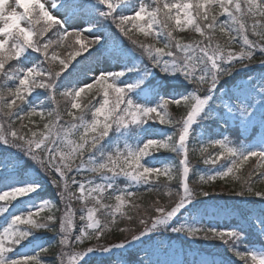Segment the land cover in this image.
<instances>
[{
    "label": "snow or ice",
    "instance_id": "1",
    "mask_svg": "<svg viewBox=\"0 0 264 264\" xmlns=\"http://www.w3.org/2000/svg\"><path fill=\"white\" fill-rule=\"evenodd\" d=\"M76 18L86 26L70 31ZM66 43L75 51L61 59ZM90 47L89 56L112 66L68 82L70 60ZM253 63L264 67V0H0V264H49L50 249L52 264H128L126 252L147 255L144 246L163 244L166 234L220 241L240 264H264V190L251 179L264 182V171L238 175L250 158L264 162V131L255 142L226 134L234 126L264 130V72L253 75ZM161 151L178 163L157 166ZM197 151L208 173L190 183ZM218 180L229 196L245 205L258 197L260 206L237 223L206 225V216L229 211L210 204L224 194L214 191ZM161 188L168 202L139 211L140 190ZM251 229L259 248L245 243Z\"/></svg>",
    "mask_w": 264,
    "mask_h": 264
},
{
    "label": "trees",
    "instance_id": "2",
    "mask_svg": "<svg viewBox=\"0 0 264 264\" xmlns=\"http://www.w3.org/2000/svg\"><path fill=\"white\" fill-rule=\"evenodd\" d=\"M74 29H71L70 31H73ZM252 38V37H250ZM223 42V41H221ZM238 47V46H235ZM60 53V58L64 59L65 57H71L72 53L75 51V49L70 50L68 46L65 44L64 47L58 49ZM95 49L91 48L88 52H83L81 55L76 56L74 60H70L68 69L63 73V77H67L68 82L75 81L77 78L84 79V73L88 71L89 68L95 69L97 64L102 61L103 59L98 60V57L100 54H96L94 56H89V52H94ZM85 57H88V59H85ZM75 69V70H74ZM261 72H264V67H262L259 63H253L252 64V74L253 75H259ZM71 73V75H69ZM240 77H237L239 79ZM42 91V90H38ZM173 91H179L176 89H173ZM58 99H61L59 96ZM82 104L87 102V97L82 94ZM61 111H63V101L61 100ZM170 110L173 112L174 115L180 116L183 114L182 109H177L175 106H170ZM18 126V125H17ZM215 125H213V128ZM157 128L161 131H171L169 126L164 125H157ZM264 130L259 129V126L256 127H249L248 129H244L242 127L234 126L232 129L228 130L226 132L227 135H229L234 141H240L245 140L246 142H255L258 138L261 132ZM151 138H158V137H151ZM191 147V145H190ZM210 152L215 151V149H209ZM160 157L159 161H153V163H156L157 166H160L161 163H169L170 161L176 160L178 163V160L174 153H168L161 151L160 153L156 154ZM146 160H150V157L145 158ZM190 159H192L193 164L195 165V168L197 170V174L194 177H191L190 183L192 181L198 182L199 175H204L208 173V167L206 165H203L200 162L199 152L195 154V156H192L190 153ZM223 163V161H221ZM257 165H261L260 171H264V162L258 161L256 158H250V160L244 164L243 168L240 169L238 175L241 178H249V173L253 171L254 167ZM219 165H217V168ZM84 175H88L85 173ZM80 178H83L80 176ZM252 180H255V183L253 184L254 189L256 190H264V182L258 180L255 175L251 177ZM164 178L161 177V182H163ZM121 186H123V181L120 182ZM193 187L196 186V184H192ZM229 185H225L223 181H217L216 182V191L217 193L220 192L221 189L224 190V194L220 195L217 194L214 200H210V204L212 205H220V206H226V208L229 211L221 212L218 214L208 215L205 217L204 223L208 226H218V227H224L226 225L237 223L238 221L242 220L243 217L241 215L242 212H247L248 208L256 207L258 208L259 205V198L258 197H249V200H255L257 203L254 205H245L241 203V198L235 197V196H229L227 194V188ZM234 186L236 188H239V182H235ZM173 187H175V183H173ZM210 187V186H206ZM72 191H75V189H71ZM45 191H46V198H52L55 193V189L53 186L46 184L45 185ZM165 189L161 188L159 192H147L143 189L140 190V198L135 201V203L139 204L141 206L139 211H143L144 208H147L153 201L156 199H160L161 203H167L168 197L164 195ZM110 203H114V200L106 201ZM80 202H73L72 207L77 210L76 215V224L79 226V208L81 207L79 205ZM58 206L60 208V212L57 213V215H61L64 211V204L58 203ZM126 211H129V214L135 215V212L126 209ZM46 215V212H42L41 216ZM0 224H3L2 219H0ZM129 226V222L125 220L119 221V227H127ZM138 227V225H133ZM250 232L251 237V243L246 241L245 243L248 244V247H261V242L258 234L255 232L254 229H251ZM53 233H48L44 238V245L47 246L50 242V238L53 236ZM116 237L120 236L119 232L115 233ZM164 243L158 244L156 241H151L147 245L144 246V248L147 250V255L145 251H142L140 249H133L130 252H126L124 254V259L128 262V264H139L141 259H148L149 257L153 261H158L159 264H170V262L173 261H188L191 262L193 259H201V258H207V259H215L217 261H223L224 264H240L237 257H235L232 253L228 252L225 246L220 241H215L212 243L209 242H199L194 243L189 240H186L184 237H177L174 234H166L162 238ZM172 243H174V247H172ZM172 247V248H171ZM55 256L53 255V250L50 249L49 253L46 254V259L48 260L49 264H52V262L55 260Z\"/></svg>",
    "mask_w": 264,
    "mask_h": 264
},
{
    "label": "rangeland",
    "instance_id": "3",
    "mask_svg": "<svg viewBox=\"0 0 264 264\" xmlns=\"http://www.w3.org/2000/svg\"><path fill=\"white\" fill-rule=\"evenodd\" d=\"M72 25H73V27H70L69 30H71V29L79 30L81 26H86V25H85V21H84L83 19H80V18H76V19H74V20L72 21ZM84 35L87 36L89 40L95 38L94 36L89 35L87 32H85ZM86 43H87V41H85V44H86ZM66 45L68 46V48H69L70 50L74 49L70 44L66 43ZM78 47H79V45H76V48H78ZM90 49H91V47L89 48V50H90ZM89 50H88V51H89ZM97 66H99V67H106V66H112V65H111V62H110V61H108L107 63H105V61L102 60V62H100ZM77 179H81L80 176H78ZM73 202H78V201H73ZM79 205L81 206L80 203H79ZM181 237H182V236H181ZM172 247H174V243H172ZM172 247H171V248H172ZM77 250H79V249H77Z\"/></svg>",
    "mask_w": 264,
    "mask_h": 264
}]
</instances>
